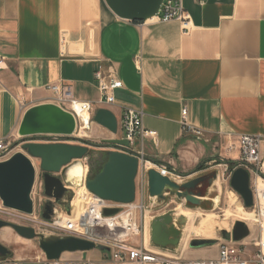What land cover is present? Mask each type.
Here are the masks:
<instances>
[{"label": "crops", "instance_id": "obj_1", "mask_svg": "<svg viewBox=\"0 0 264 264\" xmlns=\"http://www.w3.org/2000/svg\"><path fill=\"white\" fill-rule=\"evenodd\" d=\"M183 3L188 32L178 20L120 19L105 0H0V139L19 136L29 108L56 103L47 86L62 82L118 120L124 109L142 110L156 137L137 139L133 152L191 176L185 181L216 159L239 162L242 134L264 140V0ZM97 71L123 83L112 104L99 102ZM184 107L199 135L185 129ZM144 241L164 250L151 234Z\"/></svg>", "mask_w": 264, "mask_h": 264}, {"label": "water", "instance_id": "obj_2", "mask_svg": "<svg viewBox=\"0 0 264 264\" xmlns=\"http://www.w3.org/2000/svg\"><path fill=\"white\" fill-rule=\"evenodd\" d=\"M105 2L120 19L147 21L158 14L163 0H105ZM93 119L113 134H118V119L112 110L99 108L95 111ZM76 130L77 121L73 113L56 103H44L33 106L25 112L19 127V135L23 138L45 134L72 136ZM103 142L116 147L129 148L131 146L126 138L121 137L104 139ZM22 147L23 151L15 152L8 159L0 161V199L3 206L28 215L34 213L32 193L36 184L37 171L32 158H35L40 160L44 194L48 198L42 217L50 220L58 204L69 211L71 205L64 203L63 199L71 191L58 174L74 160L85 158L89 154L90 145L28 141ZM143 160L147 158L144 157ZM140 164V154L119 149L111 150L107 153V158L100 169L86 180V186L89 191L102 199L122 204L132 203L136 199V179ZM147 174L148 190L151 196L164 200L165 193L169 192L179 198H185L192 204L201 203L198 196H201L202 192H196L195 189L206 176L178 184L155 168H150ZM230 184L243 199L245 207L251 208L255 205L251 175L247 168L238 166L231 175ZM118 212V208L104 210L107 216ZM187 222L185 215H177L174 211L154 218L151 222V242L163 249H177ZM4 227L13 228L20 236L27 239H34L37 236L34 227L0 219V230ZM247 233L246 223L236 222L233 229L234 240H242ZM224 234L226 237L230 236L229 232H224ZM41 247L49 260H55L61 258L66 252H83V256L86 257L87 252L95 249L96 245L90 240L68 235L42 241ZM8 254L9 249L0 243V256L4 257Z\"/></svg>", "mask_w": 264, "mask_h": 264}, {"label": "rangeland", "instance_id": "obj_3", "mask_svg": "<svg viewBox=\"0 0 264 264\" xmlns=\"http://www.w3.org/2000/svg\"><path fill=\"white\" fill-rule=\"evenodd\" d=\"M118 135L119 132L115 135L108 129L94 122L93 119V123L89 129H83L82 126L79 125L72 136L45 134L23 138L19 135L12 141V144L16 152L23 151L22 146L28 141L41 143L64 142L75 145L89 144V154L85 158L73 161L69 164L71 165L78 162L84 165L86 167L87 180L100 169L109 151L119 149L114 145H106L103 140L117 138ZM138 145V143L135 144L136 147H138ZM228 160L227 158L216 159L201 166V170L198 172L200 174L195 177L206 176V178L199 183L195 189L196 192H202V195L198 196L201 200V203L198 205L192 204L185 198H179L177 195H173L169 192L165 193L164 200H159L157 196H151L148 190L147 167L155 168L159 171L163 167H166V169L171 172V174L167 176L178 184L187 182L185 181L186 177L191 176L172 172L170 166L167 164L153 162L149 158H147V160H142L136 180L137 197L135 201L140 202L143 199L142 197L147 193L151 202L146 206L143 212L138 213L142 228L140 235L134 238V242H138L141 239L144 240L145 236L148 242L151 234L152 220L169 211H174L177 215H184L185 213L189 217H192V219H190L191 223L188 221L185 226L183 240H181L180 245L174 251V254L183 261L198 259L210 260L216 258L219 254L220 244L234 239L233 229L238 221H243L247 225L248 233L245 238L240 240L244 244L251 246L258 242L262 236L264 237V210L261 207L262 205L259 203L256 205L255 203L251 208L245 207L243 199L230 184L231 175L238 165ZM32 161L37 171L36 184L32 193L35 214L30 216L5 208L0 199V219L34 227L37 236L34 239H27L20 236L11 227L2 228L0 230V243L9 249V254L4 257L0 256V264H50L51 260L46 257L41 247V242L68 236L54 229L50 225V222L47 223L50 220H45L42 217V212L48 198L45 196L44 189L41 187L43 172L40 168V160L32 158ZM69 165L65 166L58 174L71 191L70 194L66 195L63 199L64 203H70L77 192L80 190L83 192V188L85 187L82 179H80L77 184L72 185L65 181L66 169ZM254 186L255 181L251 179V188L254 189ZM216 198H218L217 204L215 202ZM81 206L84 207L83 202H81ZM57 207L59 208L61 206L58 204ZM74 212L77 211L74 210ZM247 218H252V220L247 221ZM206 220L214 223V228L210 235L202 233L208 225ZM224 232H229L230 236L226 237ZM195 242L198 243L196 244ZM113 251L112 248L100 245L88 251L87 255L91 259L102 264H111L108 260H110ZM83 255V252H66L62 257L66 259H78Z\"/></svg>", "mask_w": 264, "mask_h": 264}, {"label": "built area", "instance_id": "obj_4", "mask_svg": "<svg viewBox=\"0 0 264 264\" xmlns=\"http://www.w3.org/2000/svg\"><path fill=\"white\" fill-rule=\"evenodd\" d=\"M150 20L159 22L178 20L181 22L184 32H188L192 27L191 15L185 9L183 0H163L158 14ZM3 64L4 58L0 56V70L3 68ZM96 79L100 93L99 102L101 104L115 102V92L122 87V81L116 77H105L100 71L96 72ZM47 88L54 93L56 104L73 113L77 121V128L79 125L82 128L85 126V117L91 124L93 123L95 113L93 104L78 99L73 84L59 82L50 84ZM187 115L188 110L184 107L182 109V122L185 129L199 135L200 131L187 122ZM143 118L144 112L142 110L132 108L123 110L118 120L119 133L122 134L121 138H126L130 142L131 146L129 148L118 146L119 150L134 153V144L137 139L141 140V144L148 137L155 139L156 132L144 127ZM239 139L241 157L238 166H244L250 172L251 179L255 181L253 189L255 203L262 205L264 210V190L259 189V182H264L263 137L255 134H242ZM15 152L12 140L0 139V160L8 159ZM143 158L144 156L141 155V161ZM160 172L166 176L171 174L166 167H163ZM43 185L42 181V188ZM83 190L80 198L84 203V210L81 213H74L73 201L75 196L70 202L71 209L69 211L57 207L53 217L47 223L50 222V225L61 234L77 236L94 242L96 248L100 245L112 248L114 251L108 260L111 264H264L263 236L251 246L234 239L225 241L220 244L218 256L210 260L183 261L174 252L167 249L156 251L147 246L143 239L134 242V238L140 235L142 228L138 213L143 212L146 208L144 197L140 202L122 204L96 196L88 190L86 184ZM112 208H118L119 212L109 216L104 214L105 209ZM34 214L35 207L34 213L31 215ZM50 264L102 263L87 255L78 259L61 257L51 260Z\"/></svg>", "mask_w": 264, "mask_h": 264}, {"label": "bare ground", "instance_id": "obj_5", "mask_svg": "<svg viewBox=\"0 0 264 264\" xmlns=\"http://www.w3.org/2000/svg\"><path fill=\"white\" fill-rule=\"evenodd\" d=\"M90 126H91V123L85 117V126L83 127V129H89ZM80 179H82V181H84L83 184L85 186V184H86V167L84 165H82L81 163H78V162L69 165L68 168L66 169L65 181L69 182L72 185V184H77L80 181ZM262 183L264 184V182H259V189L260 190H264ZM81 194H82L81 190L78 191L76 194V197L74 199L75 201L73 202V204H74L73 209L77 211V212H74L76 214L81 213L84 210V207L81 206V202H82V200L80 198V196H82ZM215 200H216L215 202L217 204L218 198H216ZM184 215L187 217V221H189L191 223L190 219H192V217H189L185 213H184ZM246 220L249 221V220H252V218L251 219L247 218ZM206 222L208 223L207 228L204 229L202 233L210 235V234H212L211 231L214 228V223L209 221V220H206ZM211 226H212V228H211Z\"/></svg>", "mask_w": 264, "mask_h": 264}, {"label": "trees", "instance_id": "obj_6", "mask_svg": "<svg viewBox=\"0 0 264 264\" xmlns=\"http://www.w3.org/2000/svg\"><path fill=\"white\" fill-rule=\"evenodd\" d=\"M232 163H235V162H232ZM235 165H239V162H236Z\"/></svg>", "mask_w": 264, "mask_h": 264}]
</instances>
